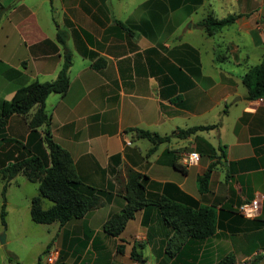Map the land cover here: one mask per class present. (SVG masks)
Here are the masks:
<instances>
[{"label":"crops","instance_id":"0c3cea01","mask_svg":"<svg viewBox=\"0 0 264 264\" xmlns=\"http://www.w3.org/2000/svg\"><path fill=\"white\" fill-rule=\"evenodd\" d=\"M210 13L237 17L210 35L200 25ZM59 29L67 33L73 62L66 93L45 101L49 129L84 185L100 191L101 204L62 224L33 221L38 182L3 174L31 136L38 142L27 123L33 111L10 114L0 129V235L7 230L0 264H134L133 249L142 255L140 264H216L231 253L237 264H264V98L248 99L242 80L264 56V0H220L218 7L211 0H0V115L17 89L57 77L64 62ZM214 123L219 126L172 137L152 151V142L136 132L167 135ZM206 142L216 148L214 157ZM192 150L200 158L187 165L183 154ZM213 161L202 192L198 178ZM130 169L144 175L150 199L214 208L215 232L189 237L170 253L174 229L149 205L119 235L107 234L104 223L125 204ZM254 198L261 201L260 215H242L238 207ZM51 204L43 199L44 207ZM40 235L41 248L28 245L23 258L19 241ZM50 250L56 261L45 263Z\"/></svg>","mask_w":264,"mask_h":264},{"label":"trees","instance_id":"16d2710c","mask_svg":"<svg viewBox=\"0 0 264 264\" xmlns=\"http://www.w3.org/2000/svg\"><path fill=\"white\" fill-rule=\"evenodd\" d=\"M237 15L218 18L214 14H208L200 25L207 34H215L224 26L232 24ZM57 38L64 46V62L54 80L33 81L20 87L9 101L1 104L0 129H3L10 114L18 113L28 115L27 123L31 133H36L38 142L24 145L25 152L3 169L6 179H11L18 173L24 174L30 181L38 182L39 193L31 200L30 214L37 223H52L55 221L65 223L73 218H81L91 209L101 204L100 191H94L92 187L85 186L79 178L75 164L70 153L58 144L51 136L49 123L50 115L45 108V101L51 93L64 94L69 88V69L73 62L71 50L66 44L67 33L58 30ZM96 68L102 66V62L94 64ZM242 80L247 87V98H264V56L260 63L252 66L243 76ZM219 126V123L208 125H195L187 128H177L172 133L160 135L145 129H136L137 135L149 139L154 147L162 142L170 141L172 137H185L198 131L210 130ZM41 129V130H39ZM42 131V132H40ZM30 139V138H29ZM211 157L216 154V148L206 142ZM224 153V146L219 145ZM175 168L185 172L184 165L173 161ZM215 162L210 164L208 170L198 178L200 191L209 188V178ZM144 175L130 169L125 186V204L123 208L112 214L104 223V230L112 236L119 235L127 222L134 217L135 212L149 205H156L160 209L162 218L166 224L174 229L171 238L173 251L178 250L189 237L203 238L213 234L217 225V214L212 207L193 208L164 196L153 200L146 194ZM7 183L4 184V191ZM52 201L49 207L43 206V199ZM5 209L1 211V221L6 226ZM46 251V250H45ZM132 257L142 260L141 253L132 250ZM41 259V258H40ZM216 264H237L234 254H228ZM254 264V262L249 263Z\"/></svg>","mask_w":264,"mask_h":264},{"label":"built area","instance_id":"2783aa9c","mask_svg":"<svg viewBox=\"0 0 264 264\" xmlns=\"http://www.w3.org/2000/svg\"><path fill=\"white\" fill-rule=\"evenodd\" d=\"M263 99V98H261ZM200 158V154L196 150L188 151L183 154V160L187 165L196 163ZM239 212L246 217H258L261 213V201L258 198H254L248 201H244L239 207ZM56 252L50 250L43 257L45 263H53L56 261ZM134 264H140L136 261Z\"/></svg>","mask_w":264,"mask_h":264},{"label":"rangeland","instance_id":"374dc122","mask_svg":"<svg viewBox=\"0 0 264 264\" xmlns=\"http://www.w3.org/2000/svg\"><path fill=\"white\" fill-rule=\"evenodd\" d=\"M219 2H220V0H211V3L214 5V7H218L219 6ZM216 12H217L218 17L221 16V12L219 11V9H217ZM217 15H215V16H217ZM189 24H190V22H188L186 24V26H188ZM197 36L200 39V37H201L200 30L198 31V35ZM236 98H239V96H236V97L232 98L231 101L234 100V99H236ZM20 175H21V178L24 177L22 173ZM26 191H27V189H24V188H23V190H21L22 201H23V196L25 195ZM46 201H48V200H46ZM4 232H5V239H6L7 230L4 229ZM45 236H48V232H46ZM41 237H42V235H40V238L39 239H35V240L34 239H30V240L27 239L26 240V239H23L22 238V240L19 241L20 243L18 244V246H19L18 248H20V249H18V250H20L23 258H26V254L29 251V249L27 247L28 245L29 246H34L35 248H39V249L41 248V246H42L41 245L42 244V241H41L42 238ZM37 242H39V243L37 244ZM11 245L5 244V247H10L11 248ZM12 261L15 262L14 259Z\"/></svg>","mask_w":264,"mask_h":264},{"label":"water","instance_id":"95a60500","mask_svg":"<svg viewBox=\"0 0 264 264\" xmlns=\"http://www.w3.org/2000/svg\"><path fill=\"white\" fill-rule=\"evenodd\" d=\"M0 241H1L2 243L5 242V232H3V233L0 235ZM141 264H144V262H142Z\"/></svg>","mask_w":264,"mask_h":264}]
</instances>
